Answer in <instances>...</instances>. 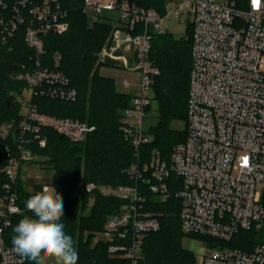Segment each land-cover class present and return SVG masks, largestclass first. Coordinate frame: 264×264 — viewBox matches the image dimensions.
<instances>
[{
    "label": "built area",
    "instance_id": "obj_1",
    "mask_svg": "<svg viewBox=\"0 0 264 264\" xmlns=\"http://www.w3.org/2000/svg\"><path fill=\"white\" fill-rule=\"evenodd\" d=\"M177 1L170 0L161 13L129 0H85L86 14H118L119 20L110 22L113 35L103 61L111 60L137 77L123 82L131 101L122 120L136 163L126 172L129 183L86 186L88 193L123 202L92 241L105 243L108 253L126 264H140L145 237L161 229L162 215L149 210L147 195L160 202L174 197L180 202L183 233L215 241L194 264H264V241L252 243L250 249L232 245L241 233L264 234V0H184L169 11ZM181 6H190L193 24L186 138L175 145L169 160L155 150L146 160L142 148L151 142L146 121L160 74L151 60L152 42L155 35L167 32L164 20ZM68 13L62 0H0V43L23 31L33 51L31 66L22 65L16 75L27 83L29 93L16 151L6 147L0 162V176L6 179L0 196V264H28L5 235L22 213L20 170L37 158L31 150L34 143L46 145L42 130L79 144L96 129L76 118L42 114L32 103L36 97L65 102L78 98L70 78L60 70L61 55L49 57L46 49L52 31L68 30ZM12 128L13 124L5 125L0 136L7 138Z\"/></svg>",
    "mask_w": 264,
    "mask_h": 264
},
{
    "label": "trees",
    "instance_id": "obj_2",
    "mask_svg": "<svg viewBox=\"0 0 264 264\" xmlns=\"http://www.w3.org/2000/svg\"><path fill=\"white\" fill-rule=\"evenodd\" d=\"M129 1L164 13L169 0ZM62 4L69 12V28L64 33L52 31L47 38L46 49L49 57L55 53L61 55L60 70L70 78L72 87L78 91V98L75 102H65L36 97L32 103L42 114L76 118L96 129L79 144L60 139L55 131L44 129L42 138H46L45 147L34 143L31 150L53 170L48 185L62 197L64 216L59 222L64 224L65 233L73 238L79 255L77 264H126L119 258H111L105 243L94 247L91 245L94 235L102 231L106 218L117 213L123 202L99 193H88L84 185L117 186L129 183L126 172L136 163V158L133 145L124 137L122 120L123 111L130 105L131 95L118 92L114 79L100 75L103 65L95 67L97 53L108 38L110 25L91 23L83 11L85 0H62ZM189 28L187 35L180 39L168 31L153 38L151 60L159 68L160 74L155 79L154 97L149 108L151 112L155 105L157 122L147 127L152 140L142 148L146 160L154 150L163 159L169 160L175 145L186 138L193 24ZM32 56L33 51L27 46L23 31L8 43H0V130L5 125L13 124L7 138L0 136V162L4 161L6 147L16 151V139L23 120L20 98L24 97L28 89L27 83L16 79V75L22 65L31 66ZM104 65H108V62ZM174 122H184V130L174 129ZM22 170L17 186L22 213L14 217L5 235L7 244L11 246L13 228L25 215L34 217V213L25 207L27 199L33 192L42 189L41 184H34L29 190L28 184L23 181ZM5 180L4 176H0V196L4 192ZM92 197L95 204L90 207ZM147 201L149 210L162 215L161 229L145 237L140 264H194V254L182 246L184 233L180 202L174 197L167 202H160L150 194L147 195ZM85 235H88V240H84ZM240 235L236 243H232L233 246L250 249L252 243L259 242L252 232ZM28 264L34 262L28 260Z\"/></svg>",
    "mask_w": 264,
    "mask_h": 264
},
{
    "label": "clouds",
    "instance_id": "obj_3",
    "mask_svg": "<svg viewBox=\"0 0 264 264\" xmlns=\"http://www.w3.org/2000/svg\"><path fill=\"white\" fill-rule=\"evenodd\" d=\"M25 207L34 217L25 215L13 228V251L34 264H46L49 258L54 264H77L79 255L73 238L59 222L64 216V205L56 190L44 186L27 199Z\"/></svg>",
    "mask_w": 264,
    "mask_h": 264
},
{
    "label": "rangeland",
    "instance_id": "obj_4",
    "mask_svg": "<svg viewBox=\"0 0 264 264\" xmlns=\"http://www.w3.org/2000/svg\"><path fill=\"white\" fill-rule=\"evenodd\" d=\"M101 1H109V0H101ZM170 1V0H169ZM168 1V2H169ZM218 2H224V1H230V0H217ZM241 1V0H239ZM167 2V3H168ZM184 3V0H178L177 3H172L169 6V11L174 10L177 5H181ZM154 9V8H151ZM191 8L190 6H181V8L178 11L172 12L165 20H164V27L165 29L172 34L176 39H180L187 35L189 31V27L192 24V15H191ZM88 17V16H87ZM98 22V21H97ZM111 28L108 38L100 51L97 53V60H96V66L103 65L100 68V75L107 78H112L116 82V89L118 92L124 91V88L122 86L124 80L128 79L132 82L136 80V76L131 75L130 73L122 70L121 68L117 66H108L112 65L113 63L111 60H107L108 65H104L106 62L103 61L105 55L103 53V50L105 48H108L111 46L110 40L113 35V29L112 26H109ZM121 63H126L125 61H121ZM128 64V63H127ZM132 64V63H131ZM130 65V64H128ZM14 76V74L12 75ZM29 96V93H25L24 97L20 98V101L23 104L22 114L26 112V105H24V100L27 99ZM155 105L153 104V107L151 108V112H149L148 119L146 121V127L153 126L157 122V113L155 112ZM174 129L178 131L184 130L185 123L184 122H174L173 123ZM152 140V138H151ZM37 158L33 160L32 162L27 163L24 165L22 173H23V181L25 182L27 188L29 187V190H32V186L34 184H41L42 186L48 185L50 183V180L53 176V170L49 169L47 165L43 164V158L36 156ZM89 183L85 184V188ZM122 184V183H121ZM95 200L92 197L90 200V207L94 206ZM89 209H87V212ZM256 239L260 241H264V234L259 233L256 234ZM84 240H88V235L84 237ZM215 241L211 240L209 238H205L202 236H186L184 234L182 238V246L184 249L191 251L194 254V263H196V260L200 259L203 255H205L207 252H210L215 247ZM208 244V246H207ZM91 245L94 247L98 244H95L93 241ZM113 259H118V255H111L110 256ZM46 264H54V261L49 258L46 260Z\"/></svg>",
    "mask_w": 264,
    "mask_h": 264
},
{
    "label": "crops",
    "instance_id": "obj_5",
    "mask_svg": "<svg viewBox=\"0 0 264 264\" xmlns=\"http://www.w3.org/2000/svg\"><path fill=\"white\" fill-rule=\"evenodd\" d=\"M98 1H101V0H98ZM110 1L111 0H109V1H101V2L108 3ZM87 16H88V19H89V21L91 23L98 21V22H101V23H105V24H109L110 25V22L113 23V22H117L119 20L118 14L115 13V12H111V11L104 12L102 15H97L94 12L89 11V13H87ZM121 69L124 70V71H126L122 66H121ZM122 86H123V84H122ZM123 88H124V86H123ZM121 92L122 93H126V94H130L129 91H127L125 88H124V91H121Z\"/></svg>",
    "mask_w": 264,
    "mask_h": 264
},
{
    "label": "water",
    "instance_id": "obj_6",
    "mask_svg": "<svg viewBox=\"0 0 264 264\" xmlns=\"http://www.w3.org/2000/svg\"><path fill=\"white\" fill-rule=\"evenodd\" d=\"M129 48H130V46L129 45H127V46H125V50L127 51V50H129ZM60 139H63V137H60Z\"/></svg>",
    "mask_w": 264,
    "mask_h": 264
}]
</instances>
